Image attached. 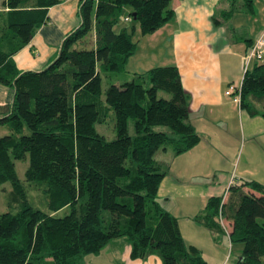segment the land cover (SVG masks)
<instances>
[{
  "label": "trees",
  "instance_id": "obj_1",
  "mask_svg": "<svg viewBox=\"0 0 264 264\" xmlns=\"http://www.w3.org/2000/svg\"><path fill=\"white\" fill-rule=\"evenodd\" d=\"M60 1L3 0L6 9L0 10V84L12 90L0 115L5 129L0 185L10 182L6 203L17 205L14 213L0 212V264H43L45 258L49 264H88L80 260L83 255L132 236L131 257L155 254L160 264H208L195 246L184 243L176 218L156 200L164 170L155 151L179 154L199 140L188 121L189 97L177 68L158 65L125 76L136 47L133 27L140 35L162 27L173 14L169 0H79V23L63 37L55 57L38 71H19L12 55L46 21L48 7ZM244 1L250 8L251 0ZM124 8L130 17L134 12L133 25L114 31ZM239 86L238 106L254 115L256 102L264 118V57L246 67ZM109 112L115 137L106 140L95 124ZM158 126L166 131L154 129ZM16 160H27L23 181L16 176ZM28 187L43 195L44 211L28 202ZM62 209L68 211L57 216ZM193 219L241 243L234 264H264L261 184L229 185L224 197H209Z\"/></svg>",
  "mask_w": 264,
  "mask_h": 264
},
{
  "label": "crops",
  "instance_id": "obj_2",
  "mask_svg": "<svg viewBox=\"0 0 264 264\" xmlns=\"http://www.w3.org/2000/svg\"><path fill=\"white\" fill-rule=\"evenodd\" d=\"M227 1L230 4L169 0L172 17L150 34L138 32L134 53L124 65L126 78L154 66L174 65L188 94V121L199 135L198 142L179 154L160 148L153 158L164 170L156 200L176 218L184 243L195 247L192 240L207 232L193 217L202 213L209 197H224L228 186L241 180L255 181L264 189V118L259 115L260 104L251 102L257 113L250 115L232 96L224 94L229 85L240 83L243 54L264 29V0L258 10L256 0H251L250 8H235L234 0ZM2 2L0 10H5ZM78 3L61 0L48 7L46 21L12 55L19 71H38L55 57L63 37L79 23ZM253 61L246 67L250 68ZM11 98V88L0 84V115ZM4 133L5 129L0 132ZM124 240L120 237L108 242L113 250Z\"/></svg>",
  "mask_w": 264,
  "mask_h": 264
},
{
  "label": "rangeland",
  "instance_id": "obj_3",
  "mask_svg": "<svg viewBox=\"0 0 264 264\" xmlns=\"http://www.w3.org/2000/svg\"><path fill=\"white\" fill-rule=\"evenodd\" d=\"M263 0H256L255 6L256 9H259V5H262L261 2ZM226 3L230 4V1L227 0H219V3ZM233 7H246L244 0H234L233 1ZM127 8H124L122 10L121 17L118 19L116 24L113 27L114 31H118L120 27H125L128 30L133 25V21L130 16L127 14ZM238 16V14L236 15ZM124 17H127L128 19L124 21ZM219 17V16H217ZM228 22L226 23V25ZM239 32V31H238ZM138 35V28L137 26H134L132 37L135 39ZM254 62V61H253ZM239 82L236 84L238 85ZM107 86V80L102 76L101 79V92H100V98H104V90ZM113 113L109 112L107 118L102 123H96L95 124V130L98 134L102 135L106 140H111L115 137L114 132V126H113ZM2 128V127H1ZM127 128L128 133L130 135H133V125L132 121H127ZM154 129H163V131H166L165 127L158 126ZM2 131L4 129L2 128ZM0 130V132H2ZM1 135V134H0ZM27 165V160H16L14 161L15 166V172L16 176L20 181H23V171ZM25 184V183H24ZM11 190L10 182L6 181L2 185H0V212H11L14 213L17 210V205L6 203V194ZM27 199L28 202L35 208L45 210V199L42 194H37L36 192H33L29 187L27 188ZM67 209H62L57 211L55 214L57 216H61L64 213H66ZM221 223L224 224V221L221 220ZM205 235L198 236L195 238L194 241L197 245L195 247L199 254L207 261L208 264H234L237 260L242 245L240 242H230L227 238V235L223 231H209L206 229ZM207 234V235H206ZM188 238H186V241L190 240V234H187ZM201 239V240H200ZM135 237H130L129 241L124 240L122 241V244L120 246H115L114 249H111L110 242H106L102 247L100 248L99 253L97 254H86L81 257V261L84 263L89 264H160V259L157 255L153 254L149 257H131V246L134 242ZM200 240V241H199ZM121 242V241H118ZM112 243V242H111ZM185 244H189L188 242H185ZM117 245V244H116ZM203 250V252L200 251ZM50 258H45L43 261V264H49Z\"/></svg>",
  "mask_w": 264,
  "mask_h": 264
},
{
  "label": "built area",
  "instance_id": "obj_4",
  "mask_svg": "<svg viewBox=\"0 0 264 264\" xmlns=\"http://www.w3.org/2000/svg\"><path fill=\"white\" fill-rule=\"evenodd\" d=\"M127 17H124V20H127ZM264 57V29L257 35V37L253 40L252 44L243 54V72L246 69V66L250 60L260 61ZM239 84L229 85L225 90L224 94L228 96H232L234 100L239 102ZM221 222V220H220Z\"/></svg>",
  "mask_w": 264,
  "mask_h": 264
},
{
  "label": "water",
  "instance_id": "obj_5",
  "mask_svg": "<svg viewBox=\"0 0 264 264\" xmlns=\"http://www.w3.org/2000/svg\"><path fill=\"white\" fill-rule=\"evenodd\" d=\"M130 15H131L132 19L135 20V14H134V12H132Z\"/></svg>",
  "mask_w": 264,
  "mask_h": 264
}]
</instances>
